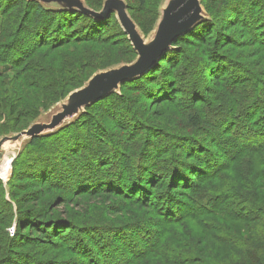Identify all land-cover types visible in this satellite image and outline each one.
Wrapping results in <instances>:
<instances>
[{"label":"rangeland","instance_id":"rangeland-1","mask_svg":"<svg viewBox=\"0 0 264 264\" xmlns=\"http://www.w3.org/2000/svg\"><path fill=\"white\" fill-rule=\"evenodd\" d=\"M76 1L89 11L101 13L105 3L109 0ZM119 1L126 5L127 15L144 45L152 44L163 19V12L173 0ZM36 2L49 11H81L78 7L60 0H0V74L7 66H14L11 71L0 76V98H3L4 94L5 98L8 97L6 104L9 106L10 103V108H7L6 104L1 105L3 101L0 99V141L3 138H12L36 129L43 124H49L57 114L63 112L65 106H70L83 97L85 92L90 89L92 82H98V78H102L111 71L131 66L139 59L129 35L119 21L117 12L113 11L102 18L106 20L101 24L93 22L91 18L83 15H74L75 17L71 18L72 16L69 15L62 17L55 14L47 19L42 16L36 19L34 15ZM225 2L227 5L224 4ZM225 2L223 0H202L204 18L200 22L208 18L209 22L204 24L203 29H209H207V34L204 32V40L201 44L193 45L196 39L189 34L182 43V50L178 51L173 46L170 48L175 51L177 59L179 58L170 60L172 66L174 62H178V67L175 66L176 70L173 72L174 81L171 82L172 86H176L178 92L175 105L172 101L170 105H157L154 92L148 91V89L144 92L139 85L137 87L134 85L125 86L126 83L141 76L121 83L110 94L102 98V101H98H101L102 104L100 109L97 108L101 112L98 116L100 120L105 121L106 130L113 135V138L115 136L122 137L119 140L123 144L121 149H124L125 143L128 142L123 139L125 136L138 139L143 137L147 141L146 145L151 141L148 143L150 149L148 148L147 152L150 151L153 159L157 161L163 175L151 179L147 173L143 172L144 170L140 169L142 172L137 174L139 175L137 180L146 181L149 178L150 182H153L151 187H146L147 193L153 194L151 199L153 206H144L143 201L139 205L131 204L129 200L117 194L112 200L102 193L91 194L87 196L88 198L80 199L79 195L75 193L76 189L65 183L72 180V178L69 180L70 175L61 181L53 179L52 183L43 181L39 175H34L41 170L45 172L48 171V168L51 169L50 165L53 162L58 165L66 164L65 157L76 155L78 150L85 149L79 144L85 143L88 134L95 130L92 120L88 119L89 116L87 118L82 115L85 108L76 110L75 114L57 129L47 131L40 136H50L75 120H79L75 128L79 124L83 127L69 132L64 131L65 133L58 134L54 139V136L45 137L42 139V144H44L42 147L37 148L30 145L31 136H24L17 141L7 140L2 144L0 166L7 158L11 159L10 174L6 178L0 176V183H2L0 188V258L4 259L5 264H91L87 257L85 259L81 255H75L77 244L81 248L84 243L86 245L88 237L91 236L86 233L87 228L100 230L107 226L106 229L110 228L115 231L117 227L120 228L135 222L141 223L143 227L153 226L161 218L156 200L159 198V196L157 197L158 193L161 195L163 188H165L164 191L166 190L165 194L175 192L182 198L189 194V192L186 193L185 188H173L168 174L171 169L177 170L173 166L176 161L186 163L193 160L188 159L190 155H187L189 153L183 149L189 148L188 145L180 140L193 137L196 132L185 130L181 124L184 121L183 118L195 111H201V114L205 111L206 114L204 113L203 117L208 115L207 109L210 106L205 108L203 105L204 102L207 105L209 100L214 106H219L214 102L216 97L213 94L222 92L223 89L216 90L211 85L210 68L215 62H220L223 65L221 64L218 69L212 67L213 72L218 70L232 72L230 64L238 63L243 64L244 70H247L249 74L264 72V55H262L264 48L255 43L264 42V36L258 34L254 38L249 35L248 32L251 34L252 31L246 24L252 18H259L258 14L260 10H263L264 0H225ZM65 22L69 23L68 26H64ZM58 30H61L60 33ZM36 32L44 33L40 39L47 40V46H37ZM212 33L214 35L210 37L211 39L205 40ZM68 40L73 43L62 47L57 52L51 49ZM215 43L218 46L217 51L213 48ZM19 44L22 48L18 47ZM26 45L27 48L24 49ZM180 51H183L184 54H180ZM60 52H70L73 56L80 53L79 59L75 57L74 60V62H78V65H73L71 62L68 67L64 62L58 64L56 56L61 55ZM28 53L30 55H27ZM174 53L172 54L174 55ZM188 57H192L191 62L184 60H188ZM20 64H22L21 67L18 66ZM60 67L61 69H59ZM26 69L34 70L35 73L31 75L32 79L30 80L33 83L26 88L27 93L24 95L25 90L20 85L19 75L22 70ZM77 69L84 71V74L75 73L78 71ZM190 70L191 72H189ZM59 71H63L64 74L65 71H69L73 78L79 76L75 81L69 82V85L62 87L63 82H59L58 78ZM222 72L219 71V75ZM230 74L224 76L222 80L225 85L230 83ZM154 75L156 74H152V76ZM161 76H157L152 82L156 84L162 94L163 87L161 85L166 83V78H161ZM261 80L264 81V78L262 77ZM60 86L61 88H59ZM149 86L151 85L148 84L147 87L149 88ZM64 87L66 88L64 89ZM196 93L203 100L202 108L196 106L192 100L193 94ZM21 95L25 97L19 100L17 97ZM164 96H166L164 98L170 97L167 92ZM93 104L91 105L96 109ZM13 110L15 113H12ZM4 112L7 113L4 115ZM8 113L10 120H8ZM91 113L96 114L95 111ZM18 116H23V118L19 120ZM134 119L141 120V124L134 125L131 121ZM125 121L129 128L125 127L123 131H120L118 125L122 126ZM90 123L91 129L87 131ZM6 134L9 135L1 137ZM206 142H209L210 148L215 154L225 156L220 149L213 145L211 138L206 137ZM76 146L79 147L75 148ZM72 149L74 150L72 151ZM43 151L48 152L46 158ZM20 153L23 154L22 158L20 161H16ZM101 157L103 158V156ZM69 160L71 162V159ZM104 163L108 162L104 161ZM22 164L26 166L23 170L24 173H21L20 169ZM66 165L69 169L75 170L81 163L73 162ZM222 169L223 166L220 168V174L224 175V179L215 184L218 185L216 186L217 190L211 189L213 193L232 189L250 197L255 203L264 207V155H246L228 172ZM197 180L199 179L195 178V181L192 182H200ZM10 181L12 182L9 183ZM7 185L12 188L11 195L4 190ZM153 187L157 188L153 190ZM200 187L209 189L212 185L209 181H205ZM203 188L199 190H203ZM40 211H44V217L51 218V221H56V223L68 220L67 224H73L74 229L68 230L69 232L61 239H50L51 244L37 240L39 235L37 233L32 235L28 227L22 232L20 225L22 223H24L23 226L31 225L32 221H26L30 214L35 215V217L32 216V219L36 222L38 219L36 214ZM9 216L12 218L10 222L8 221ZM180 224H182L181 227L172 226L174 232L169 230L165 242L170 245V250L173 251L170 254L177 253L180 261L184 264H207L211 261L216 264H256L253 258L260 259L264 264V255L262 254L264 216L248 225L234 218L230 219L229 216L227 218L213 216L207 218L202 224L191 221ZM37 227L44 229L41 226ZM96 234H99V231ZM104 236L109 245L119 248L113 235L107 237L104 234ZM80 240L82 241L80 242ZM200 251L206 253L204 258ZM99 264L102 262L100 261ZM156 264H166V262L161 261Z\"/></svg>","mask_w":264,"mask_h":264},{"label":"trees","instance_id":"trees-1","mask_svg":"<svg viewBox=\"0 0 264 264\" xmlns=\"http://www.w3.org/2000/svg\"><path fill=\"white\" fill-rule=\"evenodd\" d=\"M223 1L225 2V0ZM224 4L227 5V2ZM27 6L29 7L30 5L28 4ZM262 9L263 10H260L258 14L259 18H252V20L246 22L247 26L252 31L251 34L249 32L248 34L254 38L258 34L264 36V3ZM55 14L62 17L69 15L72 16L71 18H74V15H83L91 18L93 22L99 24L104 23L106 20L95 18L77 10H63L61 12L49 11L46 8H43L39 2H36L34 9L36 19H39L41 16L47 19L49 16H54ZM207 22H209L208 18L198 23L185 36L178 38L172 46L177 48L178 51L182 50V43L187 39L186 37H188L187 35L189 34L196 39L194 40L195 42H193V45L201 44L204 40V32L205 34L208 33L207 29L209 28L203 29L204 24ZM68 24L65 22L64 26H68ZM56 29L59 28L56 27ZM60 31L58 30V33H60ZM42 35H44V33L37 32L35 35L38 43L37 46L39 47L47 46L48 44L47 40L44 41L40 39L42 38ZM213 35L214 33L210 34L207 38H205V40L211 39L210 37ZM72 43L73 41L68 40L67 42L57 44L56 47L53 46L51 49L57 52V50L62 49V47H66L69 44L71 45ZM255 43L263 46L264 48V42ZM22 44L25 45V43ZM19 45L20 46L18 47L22 48L21 44ZM25 48H27V45L24 46V49ZM213 48L217 51V44L213 45ZM262 50L264 51V49ZM174 52L175 51L173 50L167 51L160 58V60L143 75H141V77L132 82L126 83L125 86L134 85L137 87L139 85L144 92H146V89L154 92L156 95L155 101L158 102L157 105H170L171 101L175 105V99L177 98L178 92L176 90V86H172L171 82L174 81L173 72L176 70V67H178V62H174L173 66L170 65V60L172 58L177 59V55ZM60 53L61 55L56 56L58 64L64 62L67 67L72 63L73 65H78V62H74V60L75 57H78L77 59H79L80 53L77 56H73L70 52ZM172 53H174V55ZM182 53L184 54L183 51H180V54ZM19 54L21 55V53ZM27 55L30 54L28 53ZM65 55L67 56L65 57ZM262 55H264V52H262ZM191 59L192 57H188V60H184L186 62H191ZM14 60L17 59L14 58ZM221 64L222 63L220 62H215L212 67L213 69H218ZM18 66L21 67L22 64ZM13 67L14 66H7L4 68V71L0 74V76L8 71H11ZM212 67L210 68L211 85L214 86L216 90L223 89L222 92L213 94L216 97L214 102L219 104V106H214V104H212L209 100L207 105L205 102L203 105L205 108L210 106L207 109V112H209L208 115L203 117L205 111L203 114L200 113L201 111H195L183 118L184 121L181 124L185 130L196 132L195 136L180 140V142H184L188 145L189 148L183 149L186 153H189L187 154L190 155L188 159L193 160L186 163L178 161H176V163L173 162V166L176 167L177 170L171 169L168 174V177L170 176V184L173 188H185L186 193L189 192V194H186L185 197L182 198L176 195L175 192L172 194H165L166 190L164 191L165 188H163L161 195L158 193L157 197L159 196V198L156 200V203H158V207L160 208L159 216H161V218L153 226L143 227L141 223L135 222L120 228L117 227L115 231L110 228V230L106 229L108 228L107 226H105L106 228H99L100 230H96L97 228H87L86 233H89L91 236L88 237L86 245H84V243L81 248L78 247L77 244V250L75 251L76 256L81 255L85 259L87 257L91 264H99L100 261L102 264H156L161 261H165L166 264H184L180 261L177 253L174 252V254H170L173 251L170 250V245L165 242L169 230L174 232V229L172 230V226L177 225L175 228L181 227L182 224L180 223L185 221L202 224L207 218L213 216L223 218H227L229 216L230 219L234 218L235 220L242 221L248 225L264 216L263 206L258 205L250 197L242 195L238 191L231 189L225 192L218 191L219 193H213L211 190H217L216 186L218 185L215 184L219 183L221 179H224V175L220 174V168L222 166V170H226L225 172H228L229 169H231L246 155H264V81L261 80L262 77L264 78V72H260L259 74H252L251 72V74H249L247 70H244L243 64L238 63L230 64L232 72L230 70L227 72L225 70L213 72ZM59 69H61V67ZM77 70L78 71L75 73L79 75L84 74V71H80L79 69ZM219 71H223L221 75H219ZM189 72H191V70ZM33 73H35L34 70L26 69L22 70L19 75L20 85H22V89L25 90L24 95L27 93L26 88L30 87V84L33 83L30 80L32 79L31 75H33ZM154 73L158 77L162 75L161 78H166V83L161 85V87H163L162 94L156 84H153L154 82H152V80L157 77L156 75L152 76ZM61 74L62 76H59ZM228 74L231 75L230 83L225 85L222 80L224 76ZM59 75L58 78L60 80H58L59 82H63L62 87L69 85L79 76L77 75L73 78L69 71H65V74L63 71H59ZM148 84L151 85L149 88L147 87ZM59 88H61V86ZM65 88L66 87H64V89ZM136 90L138 89L136 88ZM166 92L167 95H170V97L164 98L166 97L164 96ZM23 97L25 96L21 95L17 98L21 100ZM0 99L3 101L1 102V105L4 106V104L8 103V97L5 98L4 94L3 98ZM200 99L201 98L198 96V93L193 94L192 100L195 102V105L202 108L201 104L203 100ZM101 101L93 104L96 106V109L94 106L90 105L85 108V111L82 114L87 118L89 116L88 119L92 120V126L95 127V130H93L94 132L88 134L86 142L79 144V146L84 147L85 149L78 150L76 155L70 156L71 158L65 157L67 160L66 164L80 162L81 165L77 166L75 170H72L69 169L65 163L58 165L56 162H53L52 165H50L51 169L48 168V171L45 172H43L44 170H41L38 173H34V175H39L40 179H43V181L45 180L48 183L54 182L53 179L56 181L67 179V175H70L69 180L71 178L72 180L65 183L76 189L75 193L79 195L78 197L80 199H85L91 194L102 193L106 195L109 200H112L114 199L115 194H117L118 196H122L129 200L131 204L139 205L143 201L144 206L151 207L154 205L151 201L153 194L149 192L147 193L146 187H151L153 182H150L149 178L154 179L163 175L162 169L158 166L157 161L153 159L150 151L147 152L148 148L150 149L148 143L151 141L146 145L147 141L143 137L138 139L137 137L132 138L128 136V138L125 136L123 139L128 142L125 143L124 149H121L120 147H122L123 144L119 140L122 137L115 136V138H113V135L106 130L107 125H105V121L102 119L100 120L98 116L101 112L100 110H97V108H101ZM6 106L7 108H10V103L9 106L7 104ZM92 111H95L96 114H92ZM6 113L7 112H4V115ZM12 113H15V111L13 110ZM7 116H9L8 120H10L9 113ZM22 118L23 116L18 119L21 120ZM78 121L75 120L71 122L50 136H54V139L58 134L60 135L65 133L64 131L69 132L73 129H80V127H83L81 124L75 128ZM131 121L134 125L141 124V120L139 119ZM118 127L121 129L120 131H123L125 127L129 128V126L126 125V121L122 124V126L118 125ZM89 129H91V123L89 128H87V131ZM9 134L2 135L1 137ZM50 136L32 138L30 140V145L36 146L37 148L42 147L44 145L42 144V139ZM206 137L211 138L213 145L222 151V154L225 155L224 157L213 152L212 148H210L209 142H206ZM79 146H76L75 148H78ZM73 150L74 149H72V151ZM47 153L48 152L43 151L45 158ZM22 155L23 154L20 153L16 161H20ZM101 156H103V158ZM69 159H71V162ZM104 161L108 163H104ZM20 166L22 171L21 173H24L25 171L23 170L26 166L23 164ZM140 169L144 170V173H147L149 178H147L146 181L137 180L139 176L137 174L142 172H140ZM72 171L74 172L72 173ZM12 178H14V176H12ZM195 178H198L199 180L197 181L200 182H192L195 181ZM205 181H209L212 187L209 189L200 187ZM11 182L12 181L9 183ZM1 187L2 183H0V188ZM154 188L157 187H153V190ZM201 188H203V190H199ZM4 190L5 192L8 191L11 195L12 188L10 185L4 187ZM153 190L151 191L153 192ZM134 197H137V199H134ZM36 215L38 217L36 222L32 219V216L35 217L34 214H30L26 218V221H32L31 225L23 226L24 223H22L20 225L21 231L23 232L27 230L28 227L30 233L32 235L37 233L39 235L37 240H41L43 243L51 244L50 239H61L66 233L74 229L73 224H67L68 220H66V222L63 221L62 223H56V221H51V218L48 219V217H44V211H40ZM11 220L12 218L9 216L8 221L10 222ZM33 224L44 227V229L38 228ZM95 231H99V234H96ZM104 234L107 235V237L113 235L115 237V242H118L119 248L111 244L109 245ZM81 241L82 240H80V242ZM120 250H122V252H120ZM262 251V254L264 255V244H262ZM200 252L204 258L206 253L203 251ZM253 261L256 264H262L260 259L256 260V258H253ZM0 264H5L3 258H0ZM207 264L216 263L211 261L207 262Z\"/></svg>","mask_w":264,"mask_h":264},{"label":"water","instance_id":"water-1","mask_svg":"<svg viewBox=\"0 0 264 264\" xmlns=\"http://www.w3.org/2000/svg\"><path fill=\"white\" fill-rule=\"evenodd\" d=\"M71 6L78 7L85 14H89L95 18L102 19L112 13L117 12L119 21L125 29L126 33L139 55V59L131 66L123 67L119 70L111 71L102 78H98V82H92L90 89L78 101L65 106L63 112L57 114L49 124L32 129L28 132L18 134L12 138L6 137L0 141V147L7 140L17 141L24 136L31 138L38 137L47 131L57 129L64 121L71 118L76 110L86 108L91 104L98 102L121 83L139 77L155 65L160 58L170 50L173 43L191 29H193L203 18L202 0H173L164 10L163 19L159 25L156 39L150 45H144L136 28L127 15L126 5L119 0H109L105 3L104 10L101 13H95L84 8L76 0H60Z\"/></svg>","mask_w":264,"mask_h":264},{"label":"bare ground","instance_id":"bare-ground-1","mask_svg":"<svg viewBox=\"0 0 264 264\" xmlns=\"http://www.w3.org/2000/svg\"><path fill=\"white\" fill-rule=\"evenodd\" d=\"M10 158H7L0 166V176L6 178L10 174Z\"/></svg>","mask_w":264,"mask_h":264}]
</instances>
